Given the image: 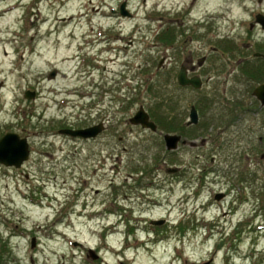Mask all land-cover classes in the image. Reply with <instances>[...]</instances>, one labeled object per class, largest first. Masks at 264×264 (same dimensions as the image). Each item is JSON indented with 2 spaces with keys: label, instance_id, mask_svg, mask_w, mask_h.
<instances>
[{
  "label": "rangeland",
  "instance_id": "1",
  "mask_svg": "<svg viewBox=\"0 0 264 264\" xmlns=\"http://www.w3.org/2000/svg\"><path fill=\"white\" fill-rule=\"evenodd\" d=\"M124 3L132 15L112 11ZM257 13L264 0H0V138L16 132L31 148L21 168L0 163V264H264V107L241 70L264 52ZM173 17L191 22L198 56L210 51L199 31L229 36L222 78L200 93L158 71L160 27ZM200 95L215 99L200 108L206 139L178 154L130 123L144 106L160 131L177 134ZM103 116L111 129L96 141L60 134ZM80 186L86 210L71 216L64 242L61 202ZM108 207L106 232L85 215Z\"/></svg>",
  "mask_w": 264,
  "mask_h": 264
},
{
  "label": "flooded vegetation",
  "instance_id": "2",
  "mask_svg": "<svg viewBox=\"0 0 264 264\" xmlns=\"http://www.w3.org/2000/svg\"><path fill=\"white\" fill-rule=\"evenodd\" d=\"M112 11L115 13L118 12L119 14L120 13L122 14L121 10H120V12L117 11L116 9H113ZM212 17L213 16H208V18L205 17V18L200 19L199 21L196 20L195 22L199 23L198 24L199 26L194 24L195 28L198 27L201 29L202 26L204 28H206L205 24L208 25L210 22L208 19H211ZM180 19H181L180 17H175V18L173 17L170 22H163L161 27H160L161 31L159 32L158 39L162 43L163 49L161 51L160 61L158 63V71L161 74H163L164 76H166L168 80H173L175 82V84L177 85V88L179 91L180 90L181 91L189 90V91L193 92L194 94L200 93L205 88H207V86L212 85L213 83L216 82V80H219L222 78L223 72L225 71V68H224L225 64H227L228 60H229L228 58L224 57V55L228 51V47L226 44L229 42L228 41L229 36L223 35L218 30L214 31V28L212 25L207 30H205L204 33L199 31V33L203 34L202 40H206L205 42H203V44H201L202 45L201 48L202 49L209 48L210 51L208 53H204V54L198 56V51H197L196 46L192 45L196 41V39H194L192 32L189 31L190 30L189 29V23H191V22L189 20H188L189 22H186V21L181 22ZM180 24H182V25H180ZM254 27H255L256 31L260 30V28L262 29V27L258 23H256V25H254ZM53 33H54V31L49 32V36L52 37ZM56 36L59 40V35H56ZM215 39H217L216 42L209 43V41L213 42ZM212 44H215V45H212ZM259 52H262V51H256L255 53H253V55H255L256 53H259ZM24 54H25V52H24ZM23 55H22V58H23ZM77 57H78V55H77ZM254 59H246L243 63L248 62V61H252V62L255 61L257 63H261V62L264 63L263 57H255L254 56ZM80 60L85 62L86 58L81 57ZM93 60L94 61L96 60V62L99 61V60L94 59V58H93ZM181 70H183L185 72L187 78H189V79L199 77L201 80V82H200L201 86L199 88H196L192 84L186 85V86L181 85L179 80H178V76H179V73ZM235 71H236V68H235ZM48 74H49V77H51V78H57L59 76L60 72H59V69L53 68ZM230 74H231L230 71L227 72V75L225 76V79H224L225 83L229 81V75ZM254 82H256L255 88L257 86H259L260 84L264 83V81L260 82L258 80H255ZM220 90H221V88L218 89L219 92H220ZM213 91H214V88H213ZM49 92L53 95H56V96L60 95L62 93L61 89L54 88V87H51V90ZM34 94H35V99H37L36 96L40 97V94L38 91H37V93L34 92ZM67 94H68V91H67ZM60 98L57 101L59 103V105L60 106H66L67 102H68L67 97L61 98L62 102H60L61 101ZM206 98L207 97H202L200 95L197 97L196 103L193 102L190 104V112H191L192 108L195 107L199 113V121L197 124H192V125L188 124V122H189L188 121L189 119H188L184 124L185 127L183 129H181L180 128L182 125L181 122L177 123L178 124L177 127L179 128L177 131V134L182 136V139L179 142L178 148L172 151V152H174V154H178L183 146H188L189 142L191 144L192 142H196V140H199L200 138L202 139L204 137V135H202L201 132L199 131V129H204V127L199 128V126H198L200 123V108L202 106V107L207 109V107L211 106L215 102V99H212L213 103L211 104V100H210L211 105H206L204 103V100ZM257 100L259 101L261 106L264 107V104H262V102L259 99H257ZM200 103H201V105H200ZM190 112H189V114H190ZM108 124H109V122H108V120H106V116H103L98 122H94L91 124H83L81 126H75L73 129H87V128H93V127L100 129L99 134L95 137H90V138L76 137V139H81V140H85V141H96L99 138H101L102 135H104L105 133L110 131L111 128H110V125H108ZM134 126L142 128L143 131H151L152 134H154V135L160 133L161 136L163 137V140H164V134L165 133L160 131L159 125H158V128L156 131H152L150 129L143 128L141 125H134ZM201 126H202V124H201ZM205 139H206V137L203 138V140H205ZM262 157H264V153H263ZM84 190H83V187H81V186L75 187L73 189V192H72V194H73L72 199L73 200L75 199V201L70 200V195H68V196L64 197L63 201L61 202V211H60V214H61L60 217L61 218L60 217H58V218H60V222L64 223L65 231L67 230V226L69 225V220L72 218L71 216L73 214L74 215L76 214L77 216L80 217L83 215V213H81V212L86 210L87 202H85L82 205V208L80 207L82 209L81 212H78L79 206L82 203V202L80 203L78 201H79V198L82 196V192H84ZM44 196L47 198L49 197L47 195H44ZM86 196H89V194L84 195L83 197L86 199ZM26 198L30 199L31 202H33V203H37L38 199H39L38 202L42 201V199H40L39 197H36L34 193H31V195L27 196ZM72 207H73V211L71 212L70 209ZM108 208L109 209H107V210L102 209L103 211H99L100 209L94 210V212H96L94 215H91V214L88 215L87 214L85 216L88 217L89 221L91 219L96 218L97 222L100 223V220H102L101 224L104 225L103 230L106 231L107 226L113 225L110 222V219L108 216L114 215L116 213L115 211H113L114 209H116V207H114V208L108 207ZM105 215H107V216H105ZM103 220H105V223L103 222ZM126 222H127L126 227L128 230L127 233L129 234L132 229L134 230V228H132L130 226L131 225L130 219H127ZM75 229L76 228H74V230ZM154 230H156V229L154 228ZM65 231H60L59 233H61V235H63L64 242H69L70 237L68 235V231H66V232ZM71 243H72L73 247L81 245V243L77 240H71ZM96 249H97L96 247H89V250H96ZM3 257H6V256L3 255ZM8 262L11 263L12 261L8 260Z\"/></svg>",
  "mask_w": 264,
  "mask_h": 264
},
{
  "label": "water",
  "instance_id": "3",
  "mask_svg": "<svg viewBox=\"0 0 264 264\" xmlns=\"http://www.w3.org/2000/svg\"><path fill=\"white\" fill-rule=\"evenodd\" d=\"M122 14L127 16L128 12L126 11L125 3L121 6ZM256 21L262 25L264 29V14L259 13L256 17ZM253 26V25H251ZM255 56L264 57V53H256ZM178 80L181 85L186 86L192 84L196 88H199L200 78H187L185 72L183 70L180 71ZM254 96H256L262 104H264V83L260 84L254 90ZM26 97L28 99H34L35 94L31 92H27ZM131 123L134 125H141L143 128L151 129L152 131H156L158 126L157 124L151 120L150 114L146 111V109L141 106L140 109L136 112V114L130 119ZM199 121V114L195 107L192 108L190 112V120L188 124H197ZM100 129L96 127L87 128V129H64L61 131L63 134H68L73 137H84L90 138L95 137L99 134ZM182 136L178 134H170L166 133L164 135V140L166 144V148L168 150H175L178 148L179 142L181 141ZM31 150L28 137H22L19 133L16 132H8L3 137L0 138V163L9 167L20 168L23 164L30 158ZM33 246H35V242L33 241Z\"/></svg>",
  "mask_w": 264,
  "mask_h": 264
},
{
  "label": "trees",
  "instance_id": "4",
  "mask_svg": "<svg viewBox=\"0 0 264 264\" xmlns=\"http://www.w3.org/2000/svg\"><path fill=\"white\" fill-rule=\"evenodd\" d=\"M255 60V59H254ZM242 72L252 80L264 81V63L248 61L242 64Z\"/></svg>",
  "mask_w": 264,
  "mask_h": 264
}]
</instances>
